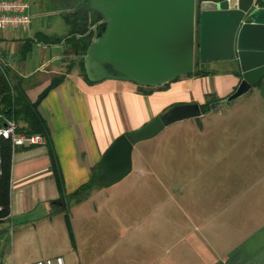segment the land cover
Listing matches in <instances>:
<instances>
[{
  "label": "crops",
  "instance_id": "0c3cea01",
  "mask_svg": "<svg viewBox=\"0 0 264 264\" xmlns=\"http://www.w3.org/2000/svg\"><path fill=\"white\" fill-rule=\"evenodd\" d=\"M253 4L260 6L256 1ZM37 36L33 32L31 38L39 45ZM30 40L25 36L18 42L21 58L33 50ZM47 43L39 45L48 59L38 65L36 76L35 63L25 70V60L10 76L21 78L30 101L51 78L63 76L37 104L49 130L62 193L56 188L45 144L17 146L11 154V209L13 194L23 209L48 204L56 211L68 207L71 212L81 207L87 198L67 201L66 196L87 181L91 168L115 136L140 126L173 104H201L205 96H213L216 110L240 79L234 59H221L218 70L197 66L206 74L180 75L164 85L146 87L147 93L128 81L102 79L88 83L76 65L77 71L73 66L65 72L69 44L62 48L52 39ZM50 44L59 51H47ZM247 91L255 104L240 116H234L230 108L225 122L209 119L188 124L187 129H192L193 168L176 175L170 187L175 193L173 202L168 201V186L156 183L155 170L148 168V174H137L139 185L147 189L145 202L137 203L139 193L133 188L128 197L130 207L142 209L144 217L124 220L116 211L117 203L112 202L107 219L83 216L80 210L76 223L69 219L70 240L63 215L62 223L54 216H39L19 224H12L8 216L0 220V264H13L14 260L24 264L33 258L13 253L21 252L17 248L26 229L35 233V261L59 256L64 264H264V75ZM222 111L215 116H221ZM205 131L206 139L200 137ZM169 206L175 209L176 218H169ZM94 210L96 213L97 208ZM45 246H53L54 252H46Z\"/></svg>",
  "mask_w": 264,
  "mask_h": 264
},
{
  "label": "water",
  "instance_id": "95a60500",
  "mask_svg": "<svg viewBox=\"0 0 264 264\" xmlns=\"http://www.w3.org/2000/svg\"><path fill=\"white\" fill-rule=\"evenodd\" d=\"M255 0H78L72 14H94L102 31L82 55L85 77L153 87L190 73L200 62L234 59L240 79L230 101L264 75V4ZM217 102L211 103L213 108ZM199 104L172 105L140 126L115 136L103 151L98 181L110 186L131 169L133 144L172 122L200 116Z\"/></svg>",
  "mask_w": 264,
  "mask_h": 264
},
{
  "label": "rangeland",
  "instance_id": "374dc122",
  "mask_svg": "<svg viewBox=\"0 0 264 264\" xmlns=\"http://www.w3.org/2000/svg\"><path fill=\"white\" fill-rule=\"evenodd\" d=\"M74 1L75 0H28L30 14V23L28 28L24 31L9 28L0 30V63L5 66V71L9 78L11 73L19 68L18 66L20 64H24V60L26 65L23 68L25 70L30 68L35 63L36 76L38 74V70H40V68H38V65L45 59H48V54L45 56L42 55L43 51H41V47L39 45L48 44L47 42L50 39L54 38L59 39V42L56 44L61 46L62 48H64L63 46L69 44V51L68 49L66 50L64 65L66 66L71 61H73L74 63L76 62L77 58L72 52L70 41H64L65 38L69 36V26L64 22L61 15L62 13H70V8L78 0L75 2ZM92 21L93 23L90 26L91 28L97 27L101 24L99 17H96L94 14L87 15V24ZM33 32L38 33L36 41L39 43V45H37L33 38H31ZM25 36H30V39L33 40H30L31 48L33 50L26 51L24 55L25 57L21 58L22 52L18 45V42L21 41ZM46 49L47 51H52L53 49L55 52L59 51L58 48L56 49V46H51V44L50 46L46 47ZM60 50L62 49L60 48ZM196 59L197 57L195 55L194 60ZM198 67L207 70H218L222 66L218 60H209L204 62L199 61ZM73 69L77 71L76 66H74ZM249 92L250 91H247L230 101L219 103L216 110L214 107L209 108V105L211 104L210 103L208 105V110L204 113H201L200 116L169 123L165 125L162 130L156 135L133 144L131 150L132 166L127 175L110 186L105 187L93 185L86 188L84 191H80L78 194H70L66 196L67 201L76 200L80 197L87 198L85 199L86 203H84L81 207H74L71 212H69L68 207H66L62 211H56L54 207H52L51 205L48 206V204L46 206L41 204L35 206L34 204L31 208L23 209L18 199L15 202L16 198L13 194V206L12 209L10 208L9 214V218H12V224L25 223L26 220L35 219V217L39 216H54L59 219V223H62V215L64 217L65 213L67 214L68 219H73V222L76 223L80 216V210H83V216L97 217L100 215L107 219L109 218L108 215H110V211H108V209H110V205H112L110 204L111 202L113 204L117 203L118 208L116 209V211H119L120 217L124 220L130 219L135 216L144 217V211L142 209L133 210L130 207L131 204L128 203V197L132 194L129 193V190H131L132 188L133 190L135 189V191L139 193L137 203L141 202L143 204L145 202L144 195L147 192V189L141 188V185H139L140 180H138L137 174L140 173L141 175H146L152 169L155 170L153 172V177L154 180H156V183L161 182L162 184L165 183L168 186V201L169 203L173 202L175 193L170 192V187L175 184L176 175L181 174L182 171H190L193 168L192 152L194 150L191 149L193 140L190 139L189 135L192 133V129H187L190 128V125L188 124L196 120L207 121L209 119H215L220 122H225L228 119L227 113L230 108H232L231 110L235 111L234 116H240V113L245 111V108H250V105L255 104ZM171 106L164 108L162 112H164ZM221 110H223L221 116L216 117L215 113ZM203 136L206 139V131L205 135H201L200 137ZM183 137L185 138L184 141L181 139ZM196 139L198 140V138ZM194 143L196 144L197 142L195 141ZM148 168L151 169L147 171ZM103 204L106 205L102 208L100 205ZM152 204H155V202H152ZM94 207L97 208L96 213L94 212ZM104 210H106L108 214L103 212ZM149 211L154 214L153 210ZM169 211V218H176L175 209H171V206H169ZM71 214L73 218H71ZM153 214L151 216H154ZM23 233L24 240L22 241V243H20L21 250L17 248L18 251L21 252L13 253L14 255L18 253L22 256L31 255L33 256V258L29 259L28 261L33 262L35 261V233L30 231L29 229H26ZM26 234L31 235H28V238L26 239L29 241L25 240ZM64 240L66 241L65 235ZM45 248L46 252L49 253L54 252L53 250H55L53 246H45ZM13 264L22 263L20 261L14 260ZM74 264L78 263L76 262Z\"/></svg>",
  "mask_w": 264,
  "mask_h": 264
},
{
  "label": "trees",
  "instance_id": "16d2710c",
  "mask_svg": "<svg viewBox=\"0 0 264 264\" xmlns=\"http://www.w3.org/2000/svg\"><path fill=\"white\" fill-rule=\"evenodd\" d=\"M77 1V0H75ZM74 1V2H75ZM199 1V0H197ZM258 5H263L264 0H255ZM68 4V3H67ZM64 22L69 26V36L64 41H70L72 52L75 54L77 60L69 62L65 66V72H68L74 65L78 67L79 73L88 83L89 81L83 71L82 67V55L85 48L94 36H97L103 29V24L91 28L92 22L87 24V15L79 13H62ZM98 17L97 15H95ZM77 36V37H75ZM52 42L58 43L59 39H52ZM195 56V55H194ZM199 61L196 59L193 62V69L190 73L184 75L202 76L206 73L197 68ZM62 75L51 78L48 85L37 95L35 100L30 101L26 96L23 88L21 87V78L18 76H9L6 74L5 66L0 63V115L11 118L16 124V132H23L26 134H39L43 138V143L47 149V155L49 159V167L52 172V176L58 192L62 193V179L58 170L57 162L52 151L49 139V130L47 128L45 120L41 117L37 111V104L43 98L45 93L52 87H54L61 79ZM173 78L172 80L176 79ZM12 83H11V81ZM167 82L161 84L164 85ZM257 84V83H256ZM139 91L147 93L149 90L146 87L138 86ZM146 90H145V89ZM216 101L215 97L205 96L203 103L199 104L201 113L208 110V105ZM14 148H11L10 142L6 139H0V220L9 216V183H10V168H11V154ZM100 172L99 161H97L91 168V173L87 181L81 184L71 195L78 194L80 191H84L86 188L93 185L102 186L98 181V174ZM65 225L70 240H72V234L70 229L69 219L67 214H64Z\"/></svg>",
  "mask_w": 264,
  "mask_h": 264
},
{
  "label": "built area",
  "instance_id": "2783aa9c",
  "mask_svg": "<svg viewBox=\"0 0 264 264\" xmlns=\"http://www.w3.org/2000/svg\"><path fill=\"white\" fill-rule=\"evenodd\" d=\"M29 22L30 16L28 13L27 0H0V30L9 28L24 31L28 28ZM15 129L16 124L14 120L0 115V139L8 140L11 148H15L17 146H32L43 143L41 135L35 133L26 134L23 132H16ZM24 264L64 263L61 257L55 256L33 262L27 261Z\"/></svg>",
  "mask_w": 264,
  "mask_h": 264
},
{
  "label": "flooded vegetation",
  "instance_id": "af4514ba",
  "mask_svg": "<svg viewBox=\"0 0 264 264\" xmlns=\"http://www.w3.org/2000/svg\"><path fill=\"white\" fill-rule=\"evenodd\" d=\"M158 115H160V113Z\"/></svg>",
  "mask_w": 264,
  "mask_h": 264
}]
</instances>
